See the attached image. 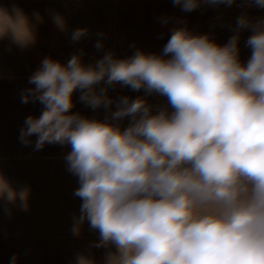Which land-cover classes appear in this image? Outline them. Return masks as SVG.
<instances>
[{
    "label": "clouds",
    "instance_id": "1",
    "mask_svg": "<svg viewBox=\"0 0 264 264\" xmlns=\"http://www.w3.org/2000/svg\"><path fill=\"white\" fill-rule=\"evenodd\" d=\"M172 2L191 12L202 0ZM203 2L231 7L236 0ZM250 3L264 8V0ZM15 13L0 11L6 21L0 38L10 34L26 48L35 32L22 11ZM53 19L63 30L62 18ZM244 29L253 33L245 42L252 50L247 64L239 59ZM234 32L221 46L175 28L162 55L137 50L116 59L107 53L87 66L79 55L66 65L46 57L29 78L35 87L22 92L21 103L38 101L44 110L26 118L19 139L28 146L35 135L37 151L45 144L71 146L65 161L82 200L72 231L79 236L87 221L99 233L94 247L114 245L105 264H264V19L242 14ZM86 35L87 29H76L71 39ZM101 82L105 87L97 91ZM117 83L166 96L174 111L153 115L144 98L120 97L111 120L131 117L123 130L69 114L76 90L91 108H110L107 90ZM29 194L0 179V198L19 199L25 211ZM76 264L95 261L78 254Z\"/></svg>",
    "mask_w": 264,
    "mask_h": 264
},
{
    "label": "rangeland",
    "instance_id": "2",
    "mask_svg": "<svg viewBox=\"0 0 264 264\" xmlns=\"http://www.w3.org/2000/svg\"><path fill=\"white\" fill-rule=\"evenodd\" d=\"M28 3L0 0V11L7 15H16V9L22 13L59 15L64 22L63 30L60 28V61L67 63L73 55H79L81 62L92 65L107 53L116 59H127L137 50L162 55L161 48L172 30L180 27L181 18L203 14L204 9L203 1L191 12L174 6L172 0H44L37 8L25 7ZM222 11L245 14L253 22L264 19V8L256 6L226 7ZM162 19L168 22L164 24ZM76 29H87V35L74 42L71 36ZM98 41L103 45L99 50L95 47ZM6 44L5 37L0 38V48ZM0 179L17 192L30 190L26 211L19 199L9 202L0 198V264H11L13 256L16 264H76L78 254L95 264H105L106 254L116 252L114 245L94 247L99 233L87 221L79 236L73 234L82 200L74 195L80 185L67 165L0 166Z\"/></svg>",
    "mask_w": 264,
    "mask_h": 264
},
{
    "label": "crops",
    "instance_id": "3",
    "mask_svg": "<svg viewBox=\"0 0 264 264\" xmlns=\"http://www.w3.org/2000/svg\"><path fill=\"white\" fill-rule=\"evenodd\" d=\"M29 2L25 7H39V3L44 0H20ZM203 1V0H202ZM204 3V2H203ZM29 5V6H28ZM203 14L183 17L179 28H186L192 35H208L210 40L218 45L226 44L231 36L235 34L234 29L238 17L242 14H226L222 11L227 6L221 4L212 6L204 3ZM246 6H255L250 0H236L231 8H240ZM218 8V10L214 9ZM220 8V9H219ZM27 12V10H26ZM30 12V11H29ZM36 13H23L30 26L35 32V43L22 48L16 44L11 35L4 36L6 47L0 48V56L3 54V65H0V166H58L67 165L64 154L66 149H71L70 145L45 144L42 150H34V144L37 139L35 135L29 137L31 145L25 146L19 139L20 130L24 127V122L28 116L39 117L44 110V106L38 101L29 100L27 104L21 103V94L24 90L34 88L35 85L29 83V78L36 72L43 60V56L60 61V27L54 22V15L39 13L42 22L36 20ZM15 18V15H8ZM0 23L6 21L0 17ZM253 33L249 29L240 31L239 59L242 64H247L251 57L252 50L247 47L245 42ZM56 39V41H54ZM164 48V47H163ZM161 48V51L163 50ZM170 55L164 57L169 59ZM0 59V60H1ZM67 64L66 62H61ZM83 65H92L82 62ZM105 87L101 82L96 86L97 91ZM80 90L73 92L72 100L74 107L69 114L79 113L88 119L99 121L108 120L109 123L118 124L121 130L130 125L131 117H124L119 121L111 120V113L116 110V102L120 97H128L130 100L137 97L144 98L152 109V114H157L160 110H167L169 114L174 111L168 103L166 96L157 93L147 94L142 88L139 91H133L129 87L121 86L119 83L109 86L107 96L113 101L110 108L100 107L93 109L86 103L81 102L79 97Z\"/></svg>",
    "mask_w": 264,
    "mask_h": 264
}]
</instances>
